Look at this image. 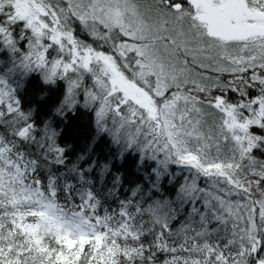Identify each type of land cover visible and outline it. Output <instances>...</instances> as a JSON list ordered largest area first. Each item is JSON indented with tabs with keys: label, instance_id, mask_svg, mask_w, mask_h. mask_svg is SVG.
Wrapping results in <instances>:
<instances>
[{
	"label": "snow or ice",
	"instance_id": "snow-or-ice-1",
	"mask_svg": "<svg viewBox=\"0 0 264 264\" xmlns=\"http://www.w3.org/2000/svg\"><path fill=\"white\" fill-rule=\"evenodd\" d=\"M0 264H264V0H0Z\"/></svg>",
	"mask_w": 264,
	"mask_h": 264
}]
</instances>
